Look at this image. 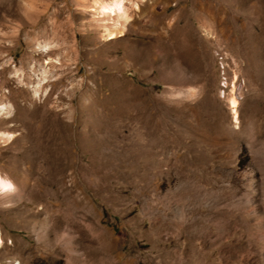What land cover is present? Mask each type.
Segmentation results:
<instances>
[{"label":"rangeland","instance_id":"obj_1","mask_svg":"<svg viewBox=\"0 0 264 264\" xmlns=\"http://www.w3.org/2000/svg\"><path fill=\"white\" fill-rule=\"evenodd\" d=\"M97 1L0 0V264H264V0Z\"/></svg>","mask_w":264,"mask_h":264},{"label":"bare ground","instance_id":"obj_2","mask_svg":"<svg viewBox=\"0 0 264 264\" xmlns=\"http://www.w3.org/2000/svg\"><path fill=\"white\" fill-rule=\"evenodd\" d=\"M25 1H26V5L22 6L23 9H25V7L27 8V6L28 7L33 6L34 0H25ZM28 1L30 3H27ZM96 5L98 6V10L93 12L92 17H93V20L97 23V25H99L101 27V30H102L101 38H102V40L109 41V40L118 38L119 36H122L124 34V30L126 29L127 24L130 23L132 20L130 14L128 12V9H127L126 1L125 0H100V1H97ZM135 6L138 8V3H135ZM158 34H159V38L165 39V43L167 45H169L168 47H171L170 45H171V43L174 42V39H175V36L171 35V31L168 32V34H167V31H164V33H158ZM178 38H180V37H178ZM52 46H53V42L46 39V40L37 41V46L35 48H37V50H39L40 52L48 53L51 50ZM178 48H180V47H178ZM136 50H138V49H136ZM126 53H129V48L127 49ZM141 56H142V54H141ZM48 59L45 58L43 60V63H45V65H43V66L41 65L42 69L39 72L40 76L35 81V83H33L31 85V89H32L34 96H38L41 93L40 92L41 83L45 82L46 80H48L51 77L50 72L47 68V65L50 63V61ZM110 98H112V97H110ZM114 98H115V96H114ZM108 101H110V100H108ZM112 101H113V99H112ZM96 103H98V102L96 101ZM230 104L234 110L235 120H237L236 107L238 105V100H237V97L235 95H231ZM15 112H16L15 107L12 105V103H9L8 101L0 103V121L1 122H3V123L8 122L9 119H12L15 116ZM16 134L17 133H14V132L9 131V130L0 129V142L5 141L7 138L15 137ZM29 189H30V187L26 189L27 194L32 192V189H30V190ZM33 190H35V189H33ZM0 191L5 194L2 201L7 202V203H10V200H11V199H9L10 196L13 193L18 191V185L15 183L14 179H11L9 176L4 175L1 171H0ZM40 208H42V207H40ZM38 213L39 212H36V214H33L31 217L33 218V222L35 223V225H39L38 227L40 229L41 227L46 226V222L48 221V219L42 218L41 220H37L36 217L39 215ZM49 232L51 234H54V236H56V234H57L56 230L53 226H51L49 228ZM2 243H3V240L0 236V244H2Z\"/></svg>","mask_w":264,"mask_h":264}]
</instances>
